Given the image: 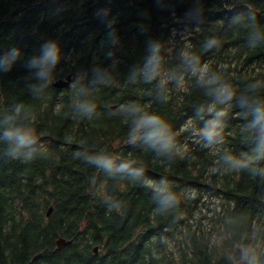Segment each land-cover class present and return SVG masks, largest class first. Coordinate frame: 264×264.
Here are the masks:
<instances>
[{"label": "trees", "instance_id": "obj_1", "mask_svg": "<svg viewBox=\"0 0 264 264\" xmlns=\"http://www.w3.org/2000/svg\"><path fill=\"white\" fill-rule=\"evenodd\" d=\"M50 41L56 62L30 66ZM258 103L264 0H0V137L33 140L13 158L0 139V264H264Z\"/></svg>", "mask_w": 264, "mask_h": 264}, {"label": "clouds", "instance_id": "obj_2", "mask_svg": "<svg viewBox=\"0 0 264 264\" xmlns=\"http://www.w3.org/2000/svg\"><path fill=\"white\" fill-rule=\"evenodd\" d=\"M215 43L214 39H209L205 42V50L210 49ZM160 46L155 44L152 46V55L146 65L147 71L145 73L144 79L145 82H151L157 72V66L159 64L158 53ZM42 56L39 59H34L31 62L30 66L35 67L36 65L46 66L49 63H55L58 59V48L55 42H48L42 46ZM4 67L7 69L8 61H4ZM47 74L46 67H41V71L39 75L44 76ZM193 74H195V69L193 70ZM216 77H212L208 82L213 83L216 81ZM261 82H253L249 87L251 89H256L260 86ZM218 100L220 103H224L225 101H230L235 95L232 87L230 85H223L219 87L217 90ZM129 117H131V122L135 125V129L139 131L144 128L146 125L150 126V130L147 133H144V137L146 139H155L157 141L164 140V131L167 125L163 122V118L158 114H149L146 111H143L139 105L129 104L124 109ZM254 119L252 121L253 125H259L260 130L264 133V105L257 104V107L253 111ZM211 135V133H209ZM0 139H6L9 143L14 144L15 148L10 152V155L13 158H17L20 155V151L26 146L33 143L31 137L21 132L18 129H4V136L0 137ZM264 139V137H262ZM110 167V165H105V168ZM129 169V165L127 163L119 165L118 171H127ZM175 197L171 194L164 193L162 195V203H171Z\"/></svg>", "mask_w": 264, "mask_h": 264}, {"label": "water", "instance_id": "obj_3", "mask_svg": "<svg viewBox=\"0 0 264 264\" xmlns=\"http://www.w3.org/2000/svg\"><path fill=\"white\" fill-rule=\"evenodd\" d=\"M71 84V74H68L66 75L65 77H60V78H57L55 79L53 82H52V85L56 88H64V89H68L69 86ZM52 210V207L50 206L46 212V215L48 216L50 214ZM70 242V240H66L64 238H57L56 241H55V244H56V247L57 249H61L63 248L64 246H66L68 243ZM93 251L96 252L97 251V247H94L93 248ZM38 256V255H37ZM35 257H33L34 259Z\"/></svg>", "mask_w": 264, "mask_h": 264}]
</instances>
